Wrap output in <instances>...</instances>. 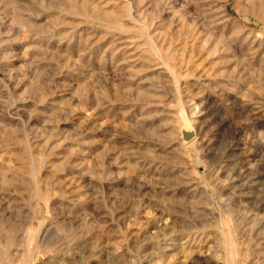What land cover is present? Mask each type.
<instances>
[{"label": "rangeland", "instance_id": "1", "mask_svg": "<svg viewBox=\"0 0 264 264\" xmlns=\"http://www.w3.org/2000/svg\"><path fill=\"white\" fill-rule=\"evenodd\" d=\"M263 205L264 0H0V264H250Z\"/></svg>", "mask_w": 264, "mask_h": 264}, {"label": "bare ground", "instance_id": "2", "mask_svg": "<svg viewBox=\"0 0 264 264\" xmlns=\"http://www.w3.org/2000/svg\"><path fill=\"white\" fill-rule=\"evenodd\" d=\"M158 52H159V50H158ZM157 52V53H158ZM161 63V62H160ZM169 75V74H168ZM247 178V177H246ZM237 181V180H236ZM235 182V181H234ZM238 182V181H237ZM231 185V184H230ZM232 189V188H231ZM240 196V194H236V192L233 194V196L231 197V200H235L237 197H239ZM264 206V205H263ZM198 215H206V213H205V211H200V210H198V212H196ZM208 214H210V215H212L213 216V213H208ZM207 214V215H208ZM241 214V213H240ZM244 213L242 212V215H243ZM201 217V216H200ZM206 217V216H205ZM205 217H201V218H205ZM239 217V216H238ZM237 217V218H238ZM200 218V219H201ZM240 219V218H239ZM242 219H243V222L245 223L243 226H241L240 225V227H238L239 229H240V232L242 231V233H246L247 232V230H250V231H252V237H253V240L255 241L254 242V249H253V254H252V263L250 262V264H264V222L260 225V227L258 228V229H255V225H253L254 224V222H253V219L251 218V215H248V214H244V217H242ZM203 220V219H202ZM241 220V219H240ZM255 220V219H254ZM242 221V220H241ZM240 221V222H241ZM238 222H239V220H238ZM251 223V225L250 226H248V224H250ZM242 224V223H241ZM239 225V224H238ZM263 225V226H262ZM139 239H141V238H139ZM152 239H154V238H152ZM152 239H150V237H149V239L147 238L146 239V237L144 236L142 239H141V241H139V244H140V242H142L143 241V245H144V242H148L149 241V243H147L146 242V244L145 245H150V247H152V246H154V242H152ZM146 240V241H145ZM143 245H138L137 246V249L135 250V252H136V255L138 256V258H139V260L141 261V262H144V259L143 258H145V256H143L141 253H140V248H141V250H142V246ZM145 250V249H144ZM147 250V249H146ZM142 252H143V250H142ZM29 253H31V252H29ZM232 254H236V252H234V253H232ZM31 255V254H30ZM30 255H29V257H30ZM237 256V255H236ZM27 257H28V255H27ZM152 260V258H147L145 261L146 262H149V261H151ZM140 262V263H141ZM224 263L225 264H243V259H237L236 257H234V258H230V257H228V255L227 256H225V260H224Z\"/></svg>", "mask_w": 264, "mask_h": 264}]
</instances>
